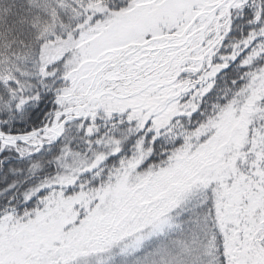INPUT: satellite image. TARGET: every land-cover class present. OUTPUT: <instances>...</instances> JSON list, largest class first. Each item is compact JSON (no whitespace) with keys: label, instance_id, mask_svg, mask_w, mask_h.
Returning a JSON list of instances; mask_svg holds the SVG:
<instances>
[{"label":"snow or ice","instance_id":"obj_1","mask_svg":"<svg viewBox=\"0 0 264 264\" xmlns=\"http://www.w3.org/2000/svg\"><path fill=\"white\" fill-rule=\"evenodd\" d=\"M0 264H264V0H0Z\"/></svg>","mask_w":264,"mask_h":264}]
</instances>
